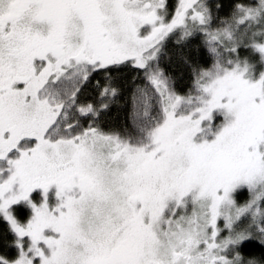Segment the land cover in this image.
I'll return each instance as SVG.
<instances>
[{"label":"snow or ice","instance_id":"snow-or-ice-1","mask_svg":"<svg viewBox=\"0 0 264 264\" xmlns=\"http://www.w3.org/2000/svg\"><path fill=\"white\" fill-rule=\"evenodd\" d=\"M213 19L208 0H0V264H264V0ZM201 34L214 63L181 95L159 62ZM130 68L135 133H106ZM93 74L99 107L78 97Z\"/></svg>","mask_w":264,"mask_h":264},{"label":"trees","instance_id":"trees-1","mask_svg":"<svg viewBox=\"0 0 264 264\" xmlns=\"http://www.w3.org/2000/svg\"><path fill=\"white\" fill-rule=\"evenodd\" d=\"M235 0H213L212 12L213 23L212 30H216L221 26V23L230 18L232 5ZM222 3L223 7L217 10L216 5ZM169 53L163 56L159 62L160 68L170 78L171 83L177 93L181 95L188 94L194 87L195 70L210 69L214 63V56L210 50L205 47V37L203 34L193 39L183 49L177 48L174 45H169ZM165 58V59H164ZM143 70L130 68L122 73L113 74L111 86L118 90L115 97L110 98L108 107L103 110L102 115L98 118V126L106 133L119 132L122 135H130L135 133V128L132 126V100L134 101L138 89L144 88L148 81L142 76ZM98 78V74H93L90 83L83 86L82 91L78 93L81 104L93 103L97 107L100 105V92L103 87L108 86L106 77ZM99 82V84L97 83ZM93 121L88 117H80L81 127H87ZM246 192V191H245ZM244 191L237 194V203L242 205L248 193ZM250 197V196H249ZM242 227L248 226V220L242 218ZM2 235L0 241V254L6 255L9 258L14 256V251L9 252L13 238L10 233L2 227L0 229ZM248 251V249H245Z\"/></svg>","mask_w":264,"mask_h":264},{"label":"rangeland","instance_id":"rangeland-1","mask_svg":"<svg viewBox=\"0 0 264 264\" xmlns=\"http://www.w3.org/2000/svg\"><path fill=\"white\" fill-rule=\"evenodd\" d=\"M212 1L213 0H208V2L211 4L212 3ZM169 4L170 5H172L173 7L175 6V4H176V0H169ZM214 31V30H213ZM174 45V46H176V41L175 40H172V42L171 43H169V45ZM169 45H168V47H169ZM177 47V46H176ZM177 48H179V47H177ZM168 53H169V48H167V52H166V54L164 55L165 56V58H166V56L168 55ZM240 55H241V58H244V57H246L247 56V50L246 49H241V51H240ZM164 58V59H165ZM163 59V58H162ZM161 59V60H162ZM161 60H160V62H161ZM134 69V68H133ZM103 75H98V78H103L102 77ZM142 76H144L145 77V73H142ZM139 90V89H138ZM137 94V93H136ZM136 106H137V98L135 97V99H134V101L132 100V116H131V118H132V122H131V124H132V126L135 128V126H136V120L135 119H133V116H134V113H135V111H136ZM135 130H136V128H135ZM246 191V192H245ZM244 192L245 193H248V191L247 190H244ZM249 194V193H248ZM249 196H250V194H249ZM249 196H247V198H245L244 199V201H243V203H242V205L243 204H245L249 199H250V197ZM24 215H26V214H24ZM24 215H22L21 216V218L23 219L24 218ZM0 229H2V227H0ZM10 233V232H9ZM10 235H11V237L13 238V235L10 233ZM1 238H2V235H0V241H1ZM9 250V252L10 253H12V251H14V256L16 255V251H15V249L14 248H12V247H10V249H8ZM13 256V257H14Z\"/></svg>","mask_w":264,"mask_h":264}]
</instances>
